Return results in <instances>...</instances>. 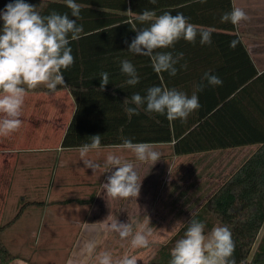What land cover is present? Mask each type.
<instances>
[{
    "label": "crops",
    "instance_id": "0c3cea01",
    "mask_svg": "<svg viewBox=\"0 0 264 264\" xmlns=\"http://www.w3.org/2000/svg\"><path fill=\"white\" fill-rule=\"evenodd\" d=\"M36 1L24 0L37 8ZM14 2L0 0V13ZM231 3L232 9H243L248 19L234 25L232 31L205 27L212 33V43L206 44L207 57L199 58L207 62V72L223 83L211 86L204 80L198 99L203 106L216 103L219 108L224 104L223 110H218L219 118L209 126L242 135L249 128L264 126V0ZM234 40L237 43L232 48L229 45ZM204 71L195 86L201 84ZM37 88L26 92L22 126L7 136L0 135V236L15 256L10 264H98L96 258L102 251L111 253L114 264L124 256L143 264L150 256L137 258L131 241L128 249H121L116 244L119 234L110 225L129 223L134 233L150 229L149 239L163 242L192 216L181 221L177 209L168 215L167 208H193L194 213L257 147L249 144L174 153L172 143L152 144L169 145V153L163 155L170 164L159 161L155 168L143 171L147 177H143L136 199H113L103 187L116 170L104 167L105 147L87 154L100 165L94 172L80 159L82 147L61 146L75 110L69 89L61 87L51 93ZM214 108L207 114L217 110ZM116 200L119 208L127 209L116 211ZM135 207L153 210L159 216L157 221L138 219L129 210ZM155 207L165 209L158 214ZM263 231L264 223L257 241ZM89 242L95 245L91 252L85 247ZM124 250L127 252L121 254Z\"/></svg>",
    "mask_w": 264,
    "mask_h": 264
},
{
    "label": "trees",
    "instance_id": "16d2710c",
    "mask_svg": "<svg viewBox=\"0 0 264 264\" xmlns=\"http://www.w3.org/2000/svg\"><path fill=\"white\" fill-rule=\"evenodd\" d=\"M36 2V9L42 16L55 11L68 13L70 19L76 20L71 16L66 0ZM74 2L81 7L80 18L76 22L83 26V32L80 39L71 41L69 45L75 62L68 69H62L66 86H57V89L67 87L75 101L74 113L61 141L62 147H82L90 144L91 137L95 135L101 136L100 147L119 146L124 139H129L134 143H172L174 153L257 144L255 151L170 238L157 245L143 264H169L171 250L176 241L183 238L191 219L204 223L206 232L216 224L228 227L235 243L232 258L236 264H264V231L257 241L264 223V126L249 128L242 135H229L230 132L222 127L208 125L219 118L218 110H223L224 104L219 108H216V103L203 106L200 100V108L190 113L185 121H169L166 115L148 113L144 110L146 105L140 108L139 115L129 117L125 112L126 107H135L126 103V99L130 100L134 93L144 96L152 86L175 88L191 97L201 71H208L207 62L199 58L207 57L208 46L199 43V34L195 43L180 39L171 48L156 50L172 52L173 56L183 53V59L176 65L178 71L175 76L168 72L157 74L149 57L129 52L137 30L150 25V22L142 24L137 19L138 14L144 10L155 11L157 16L165 12L172 15L182 13L190 23L199 25L198 29L214 27L232 31L234 25L231 22H221L222 15L232 11L231 0H206L204 3L199 0H156L155 4L150 0ZM193 10L194 14L191 13ZM3 24L0 19V34ZM123 60L130 61L136 68L139 76L137 85L126 83L128 77L121 72ZM185 63L186 69L181 67ZM101 72L109 74V84L103 91L99 90ZM37 89L48 90L46 87ZM261 99L264 100V96ZM213 107L217 110L208 115ZM206 118L208 122L205 123L202 119ZM14 257L0 236V264H10Z\"/></svg>",
    "mask_w": 264,
    "mask_h": 264
},
{
    "label": "clouds",
    "instance_id": "9594fccd",
    "mask_svg": "<svg viewBox=\"0 0 264 264\" xmlns=\"http://www.w3.org/2000/svg\"><path fill=\"white\" fill-rule=\"evenodd\" d=\"M150 2L155 4L156 0ZM199 2L204 3L206 0ZM66 4L76 20L70 19L68 13L60 14L55 11L42 16L35 6L25 3L24 0L7 4L0 13V19L4 21L0 34V135L7 136L22 126L20 117L27 90L44 85L51 93H55L57 86H66L62 69H68L75 62L69 45L71 41L80 39L83 32V26L76 22L80 18V5L74 0H66ZM137 19L142 24L150 22V25L137 30L128 51L149 57L157 74L168 72L175 76L178 71L176 65L183 59L182 52L173 56L172 52H159L157 49L171 48L180 39L195 43L198 34L202 45L212 43L211 31L198 29L182 13L172 15L165 12L157 16L155 11L144 10L142 14H138ZM247 19L243 9L233 7L231 12L222 15L221 22L237 25ZM236 43L235 40L231 41L229 46L234 48ZM181 67L186 69L187 64ZM121 72L128 77V85L135 86L139 83L136 68L130 61H121ZM99 75V90L103 91L109 84V74L101 72ZM204 80L211 86L223 83L218 76L206 72L201 84L195 86L191 97L175 88L152 86L147 89L146 95L134 93L130 100L126 99V103L135 107H126L125 112L129 117L139 115L140 108L146 105L144 110L148 113L166 115L169 121H185L190 113L201 106L197 92L203 91ZM100 145L101 136L95 135L91 137V143L83 145L80 150V159L94 172L100 165L88 158L87 154L91 150L99 149ZM119 148L130 151L140 162L151 161L154 165L161 158V153L147 142L134 143L124 139ZM104 167L108 170L116 169L107 178V183L103 184L110 197H138L141 179L132 162L119 155L109 154ZM205 228L204 223L191 219L183 238L176 241L171 250L169 264H236L232 258L235 243L229 228L218 226L208 232ZM110 229L117 232L122 240L131 237L133 248L149 246V237L152 235L150 229L134 233L132 224L118 222L112 223ZM85 247L91 252L95 245L89 242ZM96 259L98 264H114L111 253L106 251H102ZM115 264H137V261L134 257L125 256L115 261Z\"/></svg>",
    "mask_w": 264,
    "mask_h": 264
},
{
    "label": "rangeland",
    "instance_id": "374dc122",
    "mask_svg": "<svg viewBox=\"0 0 264 264\" xmlns=\"http://www.w3.org/2000/svg\"><path fill=\"white\" fill-rule=\"evenodd\" d=\"M168 146L169 145H163V146L162 145H155L154 146V150L160 152L161 153V157H162L163 154L169 153L170 147H168ZM102 151L105 152L106 157L109 154H115V155L121 156L123 159H126V160L132 162L134 164V167H135L137 173H138V176L141 179V183H142L143 177H145V176L147 177V175L143 176V171H146L147 167L155 168L157 162H159V161L160 162L163 161L164 163H168V165L170 164V161L165 158L166 155H163L164 157L160 158L154 165H153V162H151V161H149V162H140V161H138L135 158L133 153H131L130 151H127V150H121L119 148V146H116V147L114 146V148L113 147H105L104 149H102ZM106 157H105V160H106ZM118 203H119V200H116V211L118 209H120V210H122V209L126 210L127 209V208H119L118 205H117ZM158 203H160V202H158ZM164 209L165 208L155 207V210L158 212V214H161V212ZM167 209H168V212H169L168 215L172 214L177 209L178 210V213H177L178 214V218L181 221L187 220L190 217V215H192V213H193V208H167ZM129 210L132 213L136 214L139 217L138 219H141V220H146L147 219V220H150V221H157V219L159 217L158 215H154V211L153 210H150V212H149V210L147 208L135 207V208H129ZM151 211H153V213ZM127 212H129V211H127ZM164 215H165V213H164ZM168 215H166L165 217L168 218L169 217ZM163 221H165V220L163 219ZM164 223H166V222H164ZM162 240L163 239H152V240L149 239V246L148 247H146V248H135L136 249V253H137V255H136L137 258H140V260H145V258L147 256H151V255H148V254H151L153 251H155V249L157 248V245ZM130 241L131 240H128V239L122 240L121 238H116V244L120 245L121 249H128ZM125 252H127V250H124V251H122L120 253L122 254V253H125ZM143 252H146L147 254H144ZM140 254H142V255H140ZM122 256L123 255H121V257ZM116 259H118V258L116 257Z\"/></svg>",
    "mask_w": 264,
    "mask_h": 264
}]
</instances>
